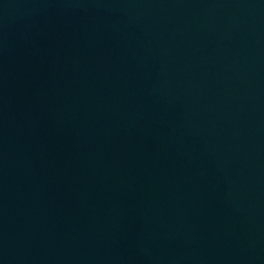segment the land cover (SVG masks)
<instances>
[{"label":"water","instance_id":"water-1","mask_svg":"<svg viewBox=\"0 0 264 264\" xmlns=\"http://www.w3.org/2000/svg\"><path fill=\"white\" fill-rule=\"evenodd\" d=\"M0 264H264V0H0Z\"/></svg>","mask_w":264,"mask_h":264}]
</instances>
